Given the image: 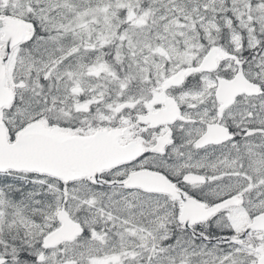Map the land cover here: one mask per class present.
Returning <instances> with one entry per match:
<instances>
[{"label": "snow or ice", "instance_id": "6c2138e0", "mask_svg": "<svg viewBox=\"0 0 264 264\" xmlns=\"http://www.w3.org/2000/svg\"><path fill=\"white\" fill-rule=\"evenodd\" d=\"M0 264H264V0H0Z\"/></svg>", "mask_w": 264, "mask_h": 264}]
</instances>
